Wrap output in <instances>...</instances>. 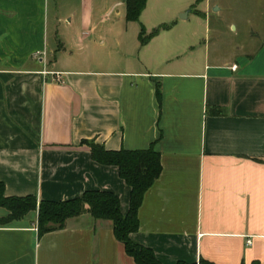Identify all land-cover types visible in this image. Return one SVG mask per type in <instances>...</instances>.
<instances>
[{
	"label": "crops",
	"instance_id": "0c3cea01",
	"mask_svg": "<svg viewBox=\"0 0 264 264\" xmlns=\"http://www.w3.org/2000/svg\"><path fill=\"white\" fill-rule=\"evenodd\" d=\"M200 6L147 0L134 22L124 0H0L5 196L110 191L125 214L130 188L81 141L152 146L161 173L130 238L161 264H264V6L226 24L234 36L250 27L241 40L219 30L213 42L190 28L194 15L209 30ZM157 25L166 28L141 44V26ZM36 219L0 225V264H136L108 220L84 213L39 236Z\"/></svg>",
	"mask_w": 264,
	"mask_h": 264
},
{
	"label": "trees",
	"instance_id": "16d2710c",
	"mask_svg": "<svg viewBox=\"0 0 264 264\" xmlns=\"http://www.w3.org/2000/svg\"><path fill=\"white\" fill-rule=\"evenodd\" d=\"M146 1L124 0L126 20L138 22ZM164 28L166 27L159 26L147 33L141 26V44ZM81 144L89 148L90 156L96 163L117 167L120 178L130 188L128 211L122 214L118 196L110 191L88 190L67 200H38L33 195L7 197L4 184L0 181V208L8 211L5 217L0 218V225L20 220L29 212L35 211L37 232L41 236L63 228L71 217L88 213L96 220H108L112 223L115 238L123 244L125 253L136 264H161L150 248L130 238L139 228L138 211L144 194L161 173L159 153L152 146L142 150L111 151L93 140H83ZM177 264L187 263L179 261ZM200 264L211 263L200 261Z\"/></svg>",
	"mask_w": 264,
	"mask_h": 264
},
{
	"label": "rangeland",
	"instance_id": "374dc122",
	"mask_svg": "<svg viewBox=\"0 0 264 264\" xmlns=\"http://www.w3.org/2000/svg\"><path fill=\"white\" fill-rule=\"evenodd\" d=\"M157 1L159 4H164L166 6H181L183 4H186L188 8L186 10H192V14H196L198 9L201 8L200 3L203 0H153ZM210 11H209V30L207 29V32H204L203 24H196L192 25V19L194 18V15H191L189 18L190 28L192 30L196 29V39L198 41L203 40V37L207 38L213 42L214 39L217 38V33H219V30L224 32L223 34L226 35V40H241L244 36V32L246 29H250V27H243L239 29L238 36H234L233 30H229L228 26L226 25L228 22L239 21L238 19L241 18H252V15H259L261 13L262 6H264V0H207ZM185 13L182 12V14ZM254 16V17H255ZM177 17H180L179 14H177ZM224 23V24H223ZM237 24V23H236ZM158 27V25H157ZM256 28V27H255ZM199 47H196L195 51H198Z\"/></svg>",
	"mask_w": 264,
	"mask_h": 264
},
{
	"label": "built area",
	"instance_id": "2783aa9c",
	"mask_svg": "<svg viewBox=\"0 0 264 264\" xmlns=\"http://www.w3.org/2000/svg\"><path fill=\"white\" fill-rule=\"evenodd\" d=\"M247 242L250 243V240H248Z\"/></svg>",
	"mask_w": 264,
	"mask_h": 264
}]
</instances>
